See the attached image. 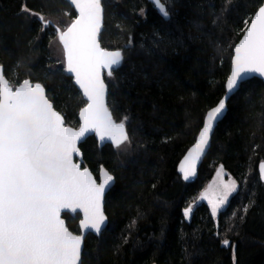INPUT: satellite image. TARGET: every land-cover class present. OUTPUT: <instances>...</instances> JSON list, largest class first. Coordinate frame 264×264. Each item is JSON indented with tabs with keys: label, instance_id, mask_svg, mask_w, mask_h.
Returning a JSON list of instances; mask_svg holds the SVG:
<instances>
[{
	"label": "trees",
	"instance_id": "obj_1",
	"mask_svg": "<svg viewBox=\"0 0 264 264\" xmlns=\"http://www.w3.org/2000/svg\"><path fill=\"white\" fill-rule=\"evenodd\" d=\"M101 2V47L123 56L113 77L104 76L106 103L114 121L128 117L131 143L123 153L95 136L79 145L83 168L97 178L103 167L114 178L103 204L107 226L100 236L85 238L84 264H234L233 253L235 264H264V183L258 175L264 83L250 79L229 100L193 182L182 181L176 169L205 113L224 95L232 49L263 0H232L226 11V0H162L167 18L146 0ZM23 7L54 26L75 18L65 0H0L4 75L14 87L25 78L41 83L65 124L77 127L85 101L64 62L52 55L55 27L41 31L38 17ZM217 167L236 181L237 191L214 219L199 195ZM62 217L79 233L78 214Z\"/></svg>",
	"mask_w": 264,
	"mask_h": 264
},
{
	"label": "snow or ice",
	"instance_id": "obj_2",
	"mask_svg": "<svg viewBox=\"0 0 264 264\" xmlns=\"http://www.w3.org/2000/svg\"><path fill=\"white\" fill-rule=\"evenodd\" d=\"M152 2L163 17H169L170 11L162 0ZM67 3L78 15L63 29L42 13L30 12L27 7L22 11L38 17L41 31L55 27L63 46L64 71L74 77L85 101L79 108L78 128L65 124L41 83L33 84L25 78L13 88L0 65V264H84L83 236L68 230L61 210L79 209L83 214L82 232L102 234L106 221L103 200L113 176L101 167L97 183L87 167L81 169L73 160L80 154L78 142L86 133L94 132L101 142L111 141L117 150H125L131 143L124 123L128 117L117 123L106 105L102 72L107 70V76L112 78L123 56L121 51H109L99 42L104 6L101 0ZM231 3L226 0L222 11ZM244 24L243 36L234 47L228 92L240 88L250 74L264 77V4L255 11L250 24L247 19ZM225 107V99H221L207 112L196 143L180 165L185 180L195 176L196 163ZM222 172L221 167L217 177ZM259 175L264 180V160L259 164ZM236 191L235 180L218 184L214 179L200 193V199L207 201L215 219ZM249 206L244 207L245 214ZM191 211L189 204L183 210L184 217L188 218ZM243 219L241 216V222ZM221 243L229 246L230 240L224 238ZM233 260L235 264V253Z\"/></svg>",
	"mask_w": 264,
	"mask_h": 264
},
{
	"label": "water",
	"instance_id": "obj_3",
	"mask_svg": "<svg viewBox=\"0 0 264 264\" xmlns=\"http://www.w3.org/2000/svg\"><path fill=\"white\" fill-rule=\"evenodd\" d=\"M66 2H67V0H65ZM147 2H149L150 4H152L153 5V7L155 8V10H156V12L162 17V18H165V17H163L162 15H161V13L159 12V10L155 7V5L153 4V2H152V0H146ZM262 4H264V0H263V2H262ZM261 4V5H262ZM72 9H73V11H74V13H75V17L78 15V13H76V11H75V8H74V6H70ZM258 10V9H257ZM254 15V14H253ZM252 15V16H253ZM75 19V18H74ZM102 22H103V16H102ZM250 22H251V19H250V21H249V24H250ZM71 23V22H70ZM102 29V28H101ZM242 36H243V34H242ZM242 36L240 37V39L242 38ZM99 39V38H98ZM239 39V40H240ZM239 40H238V42L237 43H239ZM59 41V40H58ZM236 43V44H237ZM61 45V44H60ZM61 47H62V50H63V46L61 45ZM234 47H235V45H234ZM234 47H233V49H232V57H231V62H230V70H229V74H228V76L231 74V70H232V58L235 56V51H234ZM63 60H64V57H63ZM64 67H65V65H64ZM65 73L67 74V75H69V76H71V74H69V73H67L66 71H65ZM107 76V70H104V72H102V79H104V76ZM72 77V76H71ZM228 78V77H227ZM253 78H256V79H259L260 81H262L263 83H264V77H260L258 74H250L249 76H248V78H247V80H245L244 82H242V84L243 83H245L246 81H248V80H250V79H253ZM72 79H73V84L75 85V87L77 88V90L80 92V94H81V96H82V98H83V94H82V91L79 89V86L78 85H76L75 84V81H74V77H72ZM22 83V82H21ZM33 84H35V83H33ZM106 84V83H105ZM226 84H227V79H226V81H225V84H224V88H225V93H224V95L220 98V100L221 99H225V103H226V107H225V110H224V112L222 113V115H220L219 117H218V119H217V121H215L214 122V124H213V130H212V132H210V134H209V144H208V146H206V149H205V152H204V154L201 156V158L197 161V163H196V174H195V176H192V177H190L188 180H185L184 179V176H183V173L180 171V165H181V162L184 160V157L187 155V153H188V151H189V149L190 148H192L193 146H194V144L196 143V140H197V138H198V135H199V132H198V134H197V136H196V138H195V140H194V142L188 147V149L185 151V153L182 155V157L180 158V160H179V162H178V164H177V167H176V169H177V173H178V175L181 177V179H182V181H184V182H186V183H191V182H193L195 179H196V177H197V174H198V169H199V167H200V165H201V163H202V161H203V159H204V157H205V155L207 154V151H208V149H209V146H210V140H211V137H212V135H213V132H214V130H215V128H216V126L218 125V123L224 118V116H225V114H226V111H227V104H228V102H229V100L239 91V89L241 88H238L236 91H234V92H228V90H227V87H226ZM18 86V85H17ZM16 87V86H15ZM15 87H13V88H15ZM106 99H107V86H106ZM83 100H84V98H83ZM219 100V101H220ZM218 101V102H219ZM218 102H217V104H218ZM216 104V105H217ZM106 105H107V103H106ZM215 105V106H216ZM215 106H213V107H215ZM212 107V108H213ZM211 109V108H210ZM209 109V110H210ZM208 110V111H209ZM207 111V112H208ZM207 112L205 113V116H204V118H203V123H204V119H205V117H206V114H207ZM78 121H79V114H78ZM118 123V122H117ZM203 123H202V126H201V128H200V130L203 128ZM78 126H79V124H78ZM78 126L76 127V128H78ZM199 130V131H200ZM90 136H95L96 137V139L98 140V142H99V144L101 145V144H103V143H108V144H110L111 145V141H108V140H105L104 142H101L100 140H99V138L96 136V134L94 133V132H89V133H86L85 134V137L84 138H82V140L81 141H79L78 142V148H79V145L81 144V143H83L88 137H90ZM112 147H114V146H112ZM73 160H74V162H76V163H79L80 164V166H81V161H82V157H81V153L79 154V155H74V157H73ZM81 169H83V167L81 166ZM101 169V168H100ZM100 169H99V171H98V176H97V178H95V176L93 175V177H94V179L97 181V183H99L100 182V179H101V174H100ZM106 170V169H105ZM90 171V170H89ZM107 171V170H106ZM108 172V171H107ZM109 173V172H108ZM110 174V173H109ZM111 175V174H110ZM258 175H259V166H258ZM259 178H260V175H259ZM260 181L262 182V183H264V180H261L260 179ZM113 185H114V178H113V181L111 182V184H110V187L109 188H107L106 189V191H105V195L108 193V191L113 187ZM105 195H104V198H105ZM103 204H104V200H103ZM63 214H68V215H70V216H74V215H76V214H78L79 216H80V219H79V222H78V227H79V233H73L74 235H82L83 236V240H82V250H83V246H84V240H85V238L87 237V235H89V234H91V235H93V236H100V235H97L95 232H92L91 230H84L83 232H82V230L80 229V220L81 219H83V214L79 211V209H77L76 211H73L72 209H62L61 210V219H63V217H62V215ZM106 216V215H105ZM64 220V219H63ZM65 226H66V223H65ZM106 226H107V217H106V221H105V225H104V228H103V231H104V229L106 228ZM67 227V226H66ZM69 230V229H68ZM70 231V230H69ZM102 231V232H103Z\"/></svg>",
	"mask_w": 264,
	"mask_h": 264
},
{
	"label": "rangeland",
	"instance_id": "obj_4",
	"mask_svg": "<svg viewBox=\"0 0 264 264\" xmlns=\"http://www.w3.org/2000/svg\"><path fill=\"white\" fill-rule=\"evenodd\" d=\"M61 29H63V28H65V26L63 27V26H59ZM56 33V32H55ZM56 35V34H55ZM56 38L55 39H53L52 40V42H51V51H52V55H53V57L54 58H56V59H59L60 61H64L63 60V50H62V47H61V45H60V43H59V41H58V38H57V36H55ZM63 70H64V67H63ZM14 87V86H13ZM76 128V127H75ZM126 150V149H125ZM125 150H118L119 152H124ZM221 167H217L216 168V170H215V172H214V174H213V176H212V178L209 180V182H208V184L205 186V188L201 191V192H203L206 188H208V185L209 184H211L212 182H213V180L215 179V180H217V183L219 184V182L220 181H223V182H225V183H228L230 180H233V179H231V178H229V177H227L226 175H225V172H224V170H223V172L221 173V175L219 176V177H217V171L220 169ZM215 185H214V189H215ZM230 198V197H229ZM199 200L201 201V202H204V203H206L207 204V201L206 200H201L200 199V195H199ZM207 206H208V204H207ZM226 206V205H225ZM224 206V207H225ZM224 207L223 208H221L220 209V211L222 210V209H224ZM208 208H209V206H208ZM209 210H210V208H209ZM210 212H211V210H210Z\"/></svg>",
	"mask_w": 264,
	"mask_h": 264
}]
</instances>
